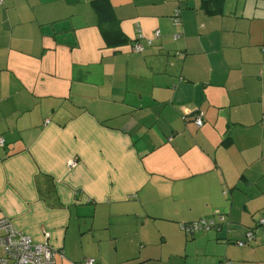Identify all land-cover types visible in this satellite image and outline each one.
I'll use <instances>...</instances> for the list:
<instances>
[{
	"label": "crops",
	"instance_id": "0c3cea01",
	"mask_svg": "<svg viewBox=\"0 0 264 264\" xmlns=\"http://www.w3.org/2000/svg\"><path fill=\"white\" fill-rule=\"evenodd\" d=\"M0 137V216L55 264H264V0H3Z\"/></svg>",
	"mask_w": 264,
	"mask_h": 264
},
{
	"label": "built area",
	"instance_id": "2783aa9c",
	"mask_svg": "<svg viewBox=\"0 0 264 264\" xmlns=\"http://www.w3.org/2000/svg\"><path fill=\"white\" fill-rule=\"evenodd\" d=\"M3 0H0L2 4ZM173 23L177 26H181L180 11L176 9L173 15ZM157 37L160 36V32H157ZM179 35H175L174 39L177 40ZM152 41L149 42V45ZM144 47L137 44L133 47L135 53L143 52ZM197 125L203 124L202 115H199L195 119ZM4 145V140L0 139V146ZM226 221L224 216H220L219 219H202L199 222L190 224L185 227V230L196 231H209L216 227H220L222 223ZM221 224V225H220ZM0 231L3 234L0 236V264H53L54 253L46 245L41 243H35L30 237L24 235L8 220H0ZM239 245H243L242 242ZM93 260H85L83 264H93Z\"/></svg>",
	"mask_w": 264,
	"mask_h": 264
},
{
	"label": "trees",
	"instance_id": "16d2710c",
	"mask_svg": "<svg viewBox=\"0 0 264 264\" xmlns=\"http://www.w3.org/2000/svg\"><path fill=\"white\" fill-rule=\"evenodd\" d=\"M3 3V2H2ZM1 5V4H0ZM199 116V115H198ZM197 116V117H198ZM196 119V118H195ZM196 122V121H195ZM204 123V122H203ZM0 139H3V138H1L0 137ZM4 140V145L3 146H0V147H5L6 146V141H5V139H3ZM169 141H171V139H169ZM5 158L4 157H2V158H0V163L4 160ZM68 164H69V166H72V165H74V160L73 159H70L69 161H68ZM220 216H224L223 214H221V213H217V214H214V215H212V216H210V217H205V218H202V219H209V218H211V219H219V217ZM225 217V216H224ZM2 219H5V220H8L9 222H11L12 224H13V222L11 221V219L9 218V217H7L6 215H1L0 216V220H2ZM202 219H200V220H198V221H195V222H192V223H188V224H184V225H182V230H183V232L186 234V235H194V234H196V233H200V232H207V231H196V232H189V231H187V230H185V227L186 226H188V225H190V224H193V223H196V222H199V221H201ZM225 219H226V217H225ZM226 223H229V221L226 219V221L224 222V223H222V225L223 224H226ZM221 225V224H220ZM13 226H15L14 224H13ZM218 228H220V227H216V228H214V229H218ZM17 229V228H16ZM213 230V229H212ZM20 231V230H19ZM210 231V230H209ZM21 232V231H20ZM23 233V232H22ZM24 234V233H23ZM25 235V234H24ZM29 237V236H28ZM31 238V237H30ZM32 239V238H31ZM33 240V239H32ZM35 242V241H34ZM35 243H41V244H46L51 250H52V252L54 253V263L53 264H55L56 263V259H57V256L59 255V256H61L62 257V259L63 258H65V256H64V252L62 251V250H58V249H55L53 246H51L48 242H35ZM239 243H240V241H238L237 242V244L239 245ZM242 243H243V245L245 244L243 241H242ZM243 245H239V246H243ZM85 260H93L94 262H93V264H95L96 263V260L95 259H84L83 261H81V262H72L71 264H83V262L85 261ZM220 264H232V262H231V260H228V259H224V260H222L221 261V263Z\"/></svg>",
	"mask_w": 264,
	"mask_h": 264
},
{
	"label": "rangeland",
	"instance_id": "374dc122",
	"mask_svg": "<svg viewBox=\"0 0 264 264\" xmlns=\"http://www.w3.org/2000/svg\"><path fill=\"white\" fill-rule=\"evenodd\" d=\"M105 217H107V216H105ZM126 219H128V218H126V217H114L113 218V221H115V222H117V225H116V231H118L120 228H122L121 226H120V223H121V225L124 223V222H128V220H126ZM99 221V220H98ZM107 222L105 223V222H98V231L96 232V236L97 237H99L101 240H102V237H104L105 238V236H107V233H108V230H107V228L109 229L110 227H108L107 225ZM123 230H125V229H123ZM76 232V231H75ZM70 233H71V230H70ZM69 233V234H70ZM91 236V234H89V233H86L85 235H84V238H85V240L87 241L88 240V238ZM67 239L68 240H70V241H81V236L79 235H77V233H76V235L72 232V238L70 237L69 238V235H68V237H67ZM109 239H110V237H109ZM89 240H90V238H89ZM117 240H119V241H134V239L133 238H131V237H123V238H118L117 237ZM109 241V240H108ZM113 241H115V240H113Z\"/></svg>",
	"mask_w": 264,
	"mask_h": 264
}]
</instances>
